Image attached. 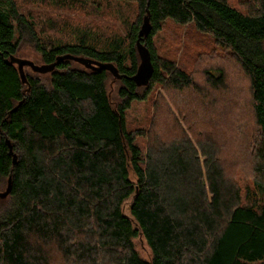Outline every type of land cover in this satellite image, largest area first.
Returning a JSON list of instances; mask_svg holds the SVG:
<instances>
[{
  "label": "trees",
  "instance_id": "1",
  "mask_svg": "<svg viewBox=\"0 0 264 264\" xmlns=\"http://www.w3.org/2000/svg\"><path fill=\"white\" fill-rule=\"evenodd\" d=\"M117 1L139 10L127 41L98 48L84 32L47 48L16 1L0 0V192L11 179L0 198V264H264V0ZM147 10L155 72L137 87ZM166 21L212 40L188 69L157 54ZM12 55L112 63L122 78L64 60L45 74L25 67L24 84L6 63ZM159 87L173 108L159 95L164 119L143 149L146 131L129 129L127 112ZM225 109V128L239 124L220 144L209 130L224 126ZM234 166L250 184L235 180Z\"/></svg>",
  "mask_w": 264,
  "mask_h": 264
},
{
  "label": "rangeland",
  "instance_id": "2",
  "mask_svg": "<svg viewBox=\"0 0 264 264\" xmlns=\"http://www.w3.org/2000/svg\"><path fill=\"white\" fill-rule=\"evenodd\" d=\"M15 1L19 13L33 21L40 38L47 48L76 44L79 36L84 32L90 36V44L93 43L98 48H106L113 41L124 40L125 42L128 39L129 31L138 18L139 11L137 4L134 2L117 0ZM230 2L238 4V0H230ZM6 9L8 10L7 7ZM153 41L159 56L174 57L173 59L178 61L179 66L187 67L185 69L193 66L196 63L194 60L201 57L199 54L200 50H206L207 47L213 45L210 38L199 34L192 25L179 26L172 21L165 22L162 26V31L156 34ZM206 64L203 65L206 66ZM194 69L199 71L200 68L194 67ZM159 95L164 98L170 108H173L166 98L165 92L159 87L154 93V98L145 102L133 103L131 109L127 112L126 122L129 129L146 131L147 136L138 139L143 149L151 144L150 136L155 132L153 128H157V125L160 123L158 121L164 119L162 118L164 114L160 110L161 102H155L160 97ZM184 98H188V96ZM222 112L226 116V118L224 116V126H220L221 129L218 130L214 126L213 129L215 131L213 129L209 130H212V132L218 134V137L222 138L220 144L224 143L226 138L231 136L232 130L235 131L237 124H239L235 122L232 130L230 128L226 129L225 126L227 127L228 125L226 122L228 121L227 115L230 109H225ZM159 117L161 118L159 119ZM178 119L180 120V118ZM247 124L251 125L250 122ZM245 128L248 127L245 126ZM187 134L193 139L188 132ZM222 150L221 152H223ZM224 156L227 157V153ZM232 172L235 180L240 185L246 186L250 184L249 174L246 172L244 166H238L237 168L234 166ZM126 213H129L128 206L126 207ZM134 244L142 258L149 261L152 259V252L143 238L139 237L135 239Z\"/></svg>",
  "mask_w": 264,
  "mask_h": 264
},
{
  "label": "water",
  "instance_id": "3",
  "mask_svg": "<svg viewBox=\"0 0 264 264\" xmlns=\"http://www.w3.org/2000/svg\"><path fill=\"white\" fill-rule=\"evenodd\" d=\"M152 29L153 28L150 22L149 11L147 10V14L144 17L143 24L140 27L136 40V49L140 57V64L137 68L136 73L131 77V80L137 85V87L148 86L155 72V67L152 61V54L149 48L146 47V45L143 43V40L148 38L149 35L151 34ZM64 60L75 61L85 66L87 69H91L93 71L106 70L111 72L116 79L122 78V75L119 73L116 66L112 63H101L91 59H87L83 57H75L72 55H65L58 57L56 62L51 65H46V64L37 65L33 61L23 58H18L15 57L14 55L10 56L9 59L6 60V63L17 65L23 83L27 84V77L24 72L25 67H30L36 73L45 74L54 71L55 68L59 65V63ZM8 144L10 147V154L13 155L14 158L13 162L14 164H16L17 157L13 153V149H12V145L10 144V141H8ZM10 191H11V179H9V184L6 191L0 192V198L2 199L6 198L10 194Z\"/></svg>",
  "mask_w": 264,
  "mask_h": 264
}]
</instances>
